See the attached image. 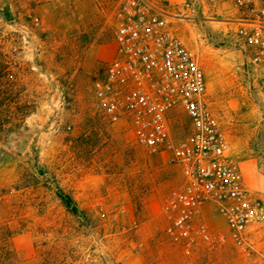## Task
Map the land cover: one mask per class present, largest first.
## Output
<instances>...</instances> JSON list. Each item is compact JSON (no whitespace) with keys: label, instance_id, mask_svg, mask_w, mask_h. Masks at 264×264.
I'll list each match as a JSON object with an SVG mask.
<instances>
[{"label":"rangeland","instance_id":"rangeland-1","mask_svg":"<svg viewBox=\"0 0 264 264\" xmlns=\"http://www.w3.org/2000/svg\"><path fill=\"white\" fill-rule=\"evenodd\" d=\"M121 1L0 0V227L13 232L15 264H264V227L250 254L229 244L187 255L165 236L179 170L105 117L93 93L116 56ZM163 1L187 17L178 32L199 55L244 184L264 200V67L235 36L264 0Z\"/></svg>","mask_w":264,"mask_h":264},{"label":"built area","instance_id":"built-area-1","mask_svg":"<svg viewBox=\"0 0 264 264\" xmlns=\"http://www.w3.org/2000/svg\"><path fill=\"white\" fill-rule=\"evenodd\" d=\"M186 18L163 0H122L116 56L95 79L94 97L105 117L126 121L138 144L179 170L181 181L162 206L167 239L187 255L229 244L250 254L253 233L264 227V200L244 184L230 154L199 55L176 26ZM235 36L249 61L264 67V6L238 21ZM210 213L225 222L224 230L210 227Z\"/></svg>","mask_w":264,"mask_h":264},{"label":"trees","instance_id":"trees-1","mask_svg":"<svg viewBox=\"0 0 264 264\" xmlns=\"http://www.w3.org/2000/svg\"><path fill=\"white\" fill-rule=\"evenodd\" d=\"M58 196L68 208H71L73 200L70 196L59 190ZM13 232L8 227H0V264H15L14 252L11 247ZM56 257L46 258L43 264H55Z\"/></svg>","mask_w":264,"mask_h":264},{"label":"crops","instance_id":"crops-1","mask_svg":"<svg viewBox=\"0 0 264 264\" xmlns=\"http://www.w3.org/2000/svg\"><path fill=\"white\" fill-rule=\"evenodd\" d=\"M254 192H255V191H254ZM256 194H257V196H258V197H260V198H261V196H260L258 193H256Z\"/></svg>","mask_w":264,"mask_h":264}]
</instances>
